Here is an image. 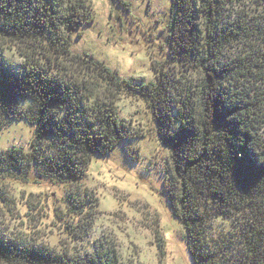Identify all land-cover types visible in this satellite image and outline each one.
<instances>
[{"label":"trees","instance_id":"16d2710c","mask_svg":"<svg viewBox=\"0 0 264 264\" xmlns=\"http://www.w3.org/2000/svg\"><path fill=\"white\" fill-rule=\"evenodd\" d=\"M62 1L0 0V42L15 46L22 59L19 72L9 71L0 43V131L11 119L34 127L27 151H0V180L40 176L77 188L92 154L107 155L140 136L111 99H96L97 92L136 94L170 151L172 181L165 178L163 190L192 263L264 264V140L246 108L264 104L255 85L264 82V0H170L169 58L200 73L193 91L179 88L175 96L162 66L156 65L154 81L145 82L72 54V33L93 17L87 0ZM115 1L128 10L123 0ZM244 82L249 91L231 97V86ZM45 137L52 141L49 149L41 147ZM94 200L87 190L65 195L77 221L62 217L61 223L74 246L51 248L0 228V264H121L105 240L80 248L95 217L89 211ZM0 201L8 202L1 192ZM214 219L231 231L213 235Z\"/></svg>","mask_w":264,"mask_h":264},{"label":"rangeland","instance_id":"374dc122","mask_svg":"<svg viewBox=\"0 0 264 264\" xmlns=\"http://www.w3.org/2000/svg\"><path fill=\"white\" fill-rule=\"evenodd\" d=\"M123 1L128 10L115 0H87L93 21L76 27L71 35V53L98 61L120 77L143 78L145 82L155 80V67L159 65L172 80L173 96L179 88L193 91L200 73L168 55L170 0ZM4 43L3 65L17 73L22 59L15 46ZM242 85L231 86V97L238 99L249 91L245 82ZM255 85L264 92V82ZM249 95L247 98L252 92ZM105 98L113 101L119 116L140 136L118 143L107 155L92 154L77 188L40 176L27 182L0 180V192L8 201H0V228L12 235L31 236L51 248L74 246L76 242L70 241L72 237L66 234L61 221L62 217L73 218L74 223L77 219L68 213L64 198L69 190H87L95 197L96 205L89 206L95 217L87 242L80 246L82 250H91V242L102 239L117 250L121 264H193L182 240V227L173 217L163 190L165 178L172 181L170 151L158 139L146 102L132 93L121 92L113 97L103 89L97 92L98 101ZM19 103L29 104L28 100ZM246 108L252 114L256 135L264 140V104ZM33 133L34 127L26 120H7L0 131V151H27ZM51 144L50 138H42L41 147L49 149ZM210 228L213 235L231 231L219 219H214Z\"/></svg>","mask_w":264,"mask_h":264}]
</instances>
